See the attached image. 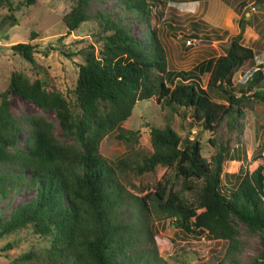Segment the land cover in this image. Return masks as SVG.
Listing matches in <instances>:
<instances>
[{
	"label": "trees",
	"instance_id": "1",
	"mask_svg": "<svg viewBox=\"0 0 264 264\" xmlns=\"http://www.w3.org/2000/svg\"><path fill=\"white\" fill-rule=\"evenodd\" d=\"M11 1L0 0V8ZM21 1L32 5L36 0ZM71 1L63 16L68 31L90 18L89 0ZM163 4L162 0H118L129 21L122 19V12L114 17L112 10L94 15L101 27V46L98 51L86 50L84 62L78 64L75 114L60 91L47 89L42 80L30 81L19 71L10 74L0 93V165H7L0 171V198L20 189L28 197L12 208L9 198L8 210L0 211V236L23 228L51 233L54 242L49 256L54 264H136L126 251L129 234L125 238L124 232L129 226L116 220L124 198L117 172L128 168L140 174L161 165L171 169L173 177L158 182L141 203L151 199L183 231L227 240L229 250L237 234L231 220L235 216L250 231L259 232L260 249L250 264H264V160L244 172L235 186L225 187L221 173L228 144L216 145L210 138L216 149L207 160L198 139L181 137L169 124L150 127L149 155L137 158L132 152L107 160L100 153L103 137L122 131L121 123L137 100L156 97L183 120L189 110L188 129L198 124L213 133L223 119L234 128L245 101L264 103L261 68L252 70L238 87L233 83L234 73L255 57L253 48L242 42L243 30L229 35L224 53L200 62L194 70L169 69L155 23L163 14ZM130 21L146 25L144 40L129 29ZM11 49L35 62L31 43L18 42ZM204 72H208L205 87L199 77ZM10 92L55 109L64 129L75 128L80 148L59 141L53 123L42 115L32 118L29 137L20 147L21 126L10 112ZM212 92L221 100H215ZM178 180L181 188L176 190Z\"/></svg>",
	"mask_w": 264,
	"mask_h": 264
},
{
	"label": "rangeland",
	"instance_id": "2",
	"mask_svg": "<svg viewBox=\"0 0 264 264\" xmlns=\"http://www.w3.org/2000/svg\"><path fill=\"white\" fill-rule=\"evenodd\" d=\"M162 1L163 14L155 23L166 50L169 69L194 70L200 62L224 53L229 35L243 30L242 42L253 48L255 57L246 60L234 73L233 83L238 87L252 70L261 68L264 72V0ZM71 5V0H36L32 5L12 0L9 6L0 8V93L7 87L10 74L19 71L30 81L39 79L47 89L60 91L70 111L77 113L74 86L78 64L84 62L86 50L93 47L98 51L101 46V27L94 15L112 10L114 17L122 12L123 20L130 18L118 7V0H89L87 13L90 18L68 31L63 16ZM129 29L144 40L145 24L130 21ZM18 42H29L34 46V63L11 49V45ZM199 77L200 84L205 87L208 72ZM212 96L221 100L215 92ZM9 100L10 112L21 126L20 147L29 137L32 118L42 115L53 123V133L59 141L80 148L75 128L64 129L55 109L42 108L14 92L9 93ZM189 112L183 120L156 97L137 100L131 114L121 123L122 131L114 130L103 137L100 153L107 160L132 152L137 158L138 155H149L152 152L150 127L169 124L181 137L187 135L189 139H198L201 154L207 160L216 149L209 142L210 138L216 145L228 144V156L223 161L221 173L225 187L235 186L244 172L264 160V103L245 101L243 114L237 118L235 127L231 128L223 119L214 133L198 124L188 129ZM130 130L134 131L133 135L129 134ZM122 135H129L130 139L126 140ZM6 167L0 165V171ZM173 175L171 169L161 165L140 174L128 168L117 172L124 198L116 220L123 227L129 226L124 232L125 238L129 234L127 254L136 264H250L260 249L259 232L250 231L235 216L231 215V220L237 234L229 250L227 240L216 241L205 232L183 231L171 216L161 213L151 199L140 202L147 193L154 191L158 182ZM174 188H181V180L175 182ZM10 197L12 208L26 199L28 192L20 189L0 198L1 212L8 210ZM53 242L51 233L41 235L31 228L12 231L0 236V264H54L49 256Z\"/></svg>",
	"mask_w": 264,
	"mask_h": 264
}]
</instances>
